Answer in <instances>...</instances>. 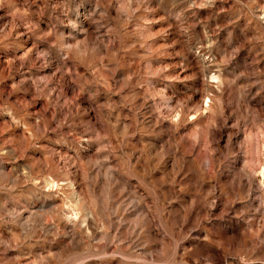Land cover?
<instances>
[{
    "label": "rangeland",
    "instance_id": "374dc122",
    "mask_svg": "<svg viewBox=\"0 0 264 264\" xmlns=\"http://www.w3.org/2000/svg\"><path fill=\"white\" fill-rule=\"evenodd\" d=\"M0 264H264V0H0Z\"/></svg>",
    "mask_w": 264,
    "mask_h": 264
}]
</instances>
